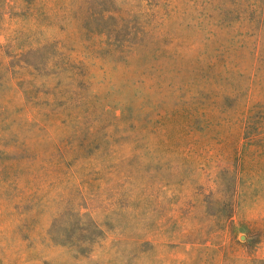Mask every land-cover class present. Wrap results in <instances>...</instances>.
I'll use <instances>...</instances> for the list:
<instances>
[{"label":"rangeland","instance_id":"374dc122","mask_svg":"<svg viewBox=\"0 0 264 264\" xmlns=\"http://www.w3.org/2000/svg\"><path fill=\"white\" fill-rule=\"evenodd\" d=\"M0 264H264V0H0Z\"/></svg>","mask_w":264,"mask_h":264}]
</instances>
